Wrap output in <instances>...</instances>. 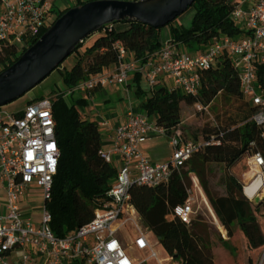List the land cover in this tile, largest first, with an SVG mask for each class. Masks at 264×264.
<instances>
[{
	"label": "built area",
	"instance_id": "obj_1",
	"mask_svg": "<svg viewBox=\"0 0 264 264\" xmlns=\"http://www.w3.org/2000/svg\"><path fill=\"white\" fill-rule=\"evenodd\" d=\"M54 11V0H0V49L36 37L52 20ZM229 18L241 32L234 36L217 34L200 50L181 49L168 40L144 63H139L129 50L115 43L117 63L111 72L90 76L70 89L33 99L19 110L0 106V186L5 198L0 206V264H163L166 260L159 256L157 241L152 242L150 233L141 229L138 214L129 202V188L166 183L173 169L184 167L191 155L210 141H194L176 129L167 135L169 159L152 163L142 145L166 133L145 112L130 110L115 127L109 147L99 151L115 167L116 175L93 218L59 237L50 228L51 214L43 204L49 198L59 157L52 113L57 94L66 99L83 97L90 102L94 90L108 84L127 85L136 73L150 89L166 76L171 79L172 88L195 95L201 88L203 72L224 53L231 57L241 93L256 108L251 119L260 127L263 145L262 151L246 155L261 180L251 195L246 188L256 178L244 184L242 192L250 201L264 198V87L257 84L256 73L257 67L264 64V0H238ZM193 108L197 112L208 111V106L197 102ZM98 124L105 126L106 122ZM245 167L252 169L248 164ZM187 176L191 184L186 198L171 209V216L185 224L195 219L192 190L205 197L195 173L190 171ZM34 191L41 193L38 218L28 214L29 196H37ZM126 228L132 234L127 246L122 233Z\"/></svg>",
	"mask_w": 264,
	"mask_h": 264
},
{
	"label": "trees",
	"instance_id": "obj_2",
	"mask_svg": "<svg viewBox=\"0 0 264 264\" xmlns=\"http://www.w3.org/2000/svg\"><path fill=\"white\" fill-rule=\"evenodd\" d=\"M86 1L89 0H75L74 6ZM237 4L238 0H194L188 7L193 9L188 27L177 24L175 19L165 25L169 26L170 41L183 45L188 51H197L217 34H239L241 29L229 18ZM67 9L58 11L30 41L21 45H4L0 49V71L16 61ZM117 23H124L126 27L119 29L115 26ZM161 28L127 19L107 26L82 49L70 68L60 69L59 64L55 69L61 80V91L102 73L106 67L115 66L118 53L115 43L129 50L136 61L144 63L162 45ZM256 73L257 84L264 87V64L257 67ZM133 82L138 107L148 116H154L155 123L163 127L166 135L176 129L181 130L182 103L193 106L197 102L209 108L219 96L223 108L224 119L202 137L210 143L195 151L184 167L173 169L166 183L132 185L129 188V202L164 253L178 264H214L206 223L196 218L185 224L171 216L172 207L186 198L189 188L187 174L190 171L197 176L222 226L230 233L231 225L236 221L242 225L254 246L263 245L264 233L256 221L254 210L261 206L264 217V198L257 204L247 199L241 183L229 172L243 156L263 150L260 127L251 119L256 108L241 93L231 57L224 53L214 66L203 72L201 88L195 95L164 85L153 89L142 86L138 73L133 76ZM87 103L83 97L66 99L58 93L52 106L59 157L49 198L43 204L51 214L50 228L59 237L93 218L98 203L105 197L116 175L115 167L99 153L102 142L97 123L84 118L79 111ZM207 162L223 164L227 172L226 195L214 197L211 194L206 178Z\"/></svg>",
	"mask_w": 264,
	"mask_h": 264
},
{
	"label": "rangeland",
	"instance_id": "obj_3",
	"mask_svg": "<svg viewBox=\"0 0 264 264\" xmlns=\"http://www.w3.org/2000/svg\"><path fill=\"white\" fill-rule=\"evenodd\" d=\"M75 0H54V16L58 13V11L64 8H70L74 6ZM193 9L188 8L182 17L178 16L175 18V22L177 24H183L184 27H188L190 25V21L192 18ZM96 32L91 33L84 40L87 41L91 36H94ZM84 43H80L77 48V51H73L68 57L64 59V61L60 65V69L62 68H70L80 54L82 49L84 48ZM62 90L61 80L59 77L58 70H53L48 76L45 77L40 83L34 86L32 89L18 97L17 99L3 105L7 110H19L22 109L28 101L33 99H38L42 97H46L50 94H55L58 90ZM118 93V92H117ZM112 94V93H109ZM114 98H112V103H114L119 109L125 105L127 102L124 101L126 99H120L118 101L115 100V93H113ZM117 96V95H116ZM71 100V99H70ZM69 101V100H67ZM88 104V103H87ZM89 107L87 105L80 107L79 111L84 118L89 117V113L86 111ZM223 108L221 106L220 97L217 96L212 103L210 104L207 112H197L193 106H187L182 103V127L181 130L185 132L192 140L201 141L204 133H209L208 131H213L214 127L217 123L220 122L221 119H224V114H222ZM101 129V128H100ZM164 136V135H163ZM170 153V147L168 145V137L164 136L163 140H160L158 146V156L161 158H167ZM246 164L252 168L251 170L246 169ZM252 163H248L247 156H243L237 164L232 166L229 169V172L233 174L237 180L243 186L248 183L253 178H256L259 175L258 171L253 170ZM223 168H220V170ZM225 170V169H224ZM213 175L215 176V183L220 185L223 184V179L221 172L218 169H213ZM218 175V176H217ZM213 176V177H214ZM260 176V175H259ZM227 177V172L225 170V179ZM189 180V178H188ZM191 181L189 180V187ZM202 189V188H201ZM37 195H31V199L29 200L28 206L30 214L33 218H38L40 210H41V193L39 191H34ZM204 193V192H203ZM192 195L195 199L192 204L193 207V217L200 218L203 222L206 223L209 230V241L210 244H213L219 249L221 248V253L217 255L218 264H262L264 259V244L261 246H254L250 239L248 238L246 232L244 231L242 225L236 224L234 226V230L229 233L226 229V237L224 238L221 233L218 231L214 224V214L207 197L204 199L201 195L197 193V191L192 190ZM205 195V194H204ZM258 195V194H257ZM260 195V193H259ZM258 195V197H259ZM263 198V197H262ZM261 198V199H262ZM261 199H255V203L257 204ZM254 202V201H252ZM5 203V198L3 194L0 193V206ZM254 215L258 225L261 227L264 233V217L262 214V207L260 206L256 210H254ZM217 220H219L216 217ZM138 223L141 229L147 233H149L139 218ZM220 223V222H219ZM221 224V223H220ZM222 225V224H221ZM125 237V245L130 244V239L132 238V234L128 228L122 231ZM149 238L152 242H155V238L150 234ZM156 248L159 250V256L166 258L163 264H178L174 258L166 255L159 244L156 245ZM215 251H218L217 249ZM133 254L134 252L130 250ZM216 254H218L216 252ZM73 263V262H72ZM70 263V264H72ZM76 264V263H74ZM157 264V263H155Z\"/></svg>",
	"mask_w": 264,
	"mask_h": 264
},
{
	"label": "water",
	"instance_id": "obj_4",
	"mask_svg": "<svg viewBox=\"0 0 264 264\" xmlns=\"http://www.w3.org/2000/svg\"><path fill=\"white\" fill-rule=\"evenodd\" d=\"M194 0H89L63 12L16 61L0 71V106L45 79L91 33L123 19L164 27Z\"/></svg>",
	"mask_w": 264,
	"mask_h": 264
},
{
	"label": "crops",
	"instance_id": "obj_5",
	"mask_svg": "<svg viewBox=\"0 0 264 264\" xmlns=\"http://www.w3.org/2000/svg\"><path fill=\"white\" fill-rule=\"evenodd\" d=\"M186 12V11H185ZM184 13L180 15L182 17ZM183 25V24H182ZM117 28L122 29L126 27V24L124 23H117L115 25ZM169 26L162 27L160 30V41L163 44L164 42L170 40L169 37ZM94 37L89 38L85 43L84 46L89 45ZM179 45V44H178ZM181 49H186L183 45H179ZM114 69V66H109L103 69V73L111 72ZM142 86H146L144 80L142 79ZM164 85L165 87L171 89L172 88V82L169 77L163 76L160 79L159 85ZM134 82L133 79L128 81L127 85H117V84H108L102 88L96 89L92 93L91 101L88 102L87 106L89 107L88 110H86L89 113V117L87 119L95 121L98 125V129L101 134V147L106 149L109 147V140L111 135L114 132L115 127H117L120 123H122L127 113L131 110L134 112H144L138 107V99L136 98L134 94ZM118 92V93H117ZM112 93V94H109ZM113 93H115V100H124L127 102V105L121 107L120 109L112 103V98H114ZM117 95V96H116ZM181 110H182V104H181ZM150 118L154 119V116H150ZM182 120V118H181ZM99 121H105V126H100L98 123ZM181 126L182 121H181ZM101 128V129H100ZM167 136V135H164ZM164 136H156L153 138H150L148 141H146L142 145V149L146 156L150 159L152 163H164L169 159L170 153L167 158H161L158 156V146L160 140H163ZM168 137V136H167ZM169 145V143H168ZM170 147V146H169ZM220 168H223V164L216 163V162H207L206 163V178L208 182V186L210 189L211 194L214 197L222 196L227 194L226 189V180L225 179V170L224 168L220 170ZM213 169H218L221 172L223 184H216L215 183V176L213 175ZM214 176V177H213ZM218 176V175H217ZM1 186H0V193H1ZM2 194V193H1ZM206 199V198H205ZM237 224L236 221H234L231 225L232 231L234 230V226ZM218 251H215V250ZM221 248L211 244V251L212 256L214 260V264H218L217 262V255L221 253ZM216 252L218 254H216ZM72 262H69L70 264ZM73 262L72 264H74ZM78 264V263H76Z\"/></svg>",
	"mask_w": 264,
	"mask_h": 264
},
{
	"label": "bare ground",
	"instance_id": "obj_6",
	"mask_svg": "<svg viewBox=\"0 0 264 264\" xmlns=\"http://www.w3.org/2000/svg\"><path fill=\"white\" fill-rule=\"evenodd\" d=\"M260 180H261L260 176L257 175L256 176V180L250 186H248L246 188L247 194L251 195L255 191V189H256L258 183L260 182ZM214 224H215L216 228L218 229V231L221 233V235L225 238L227 231H226L225 227H223L219 223V221L216 219V217H214Z\"/></svg>",
	"mask_w": 264,
	"mask_h": 264
}]
</instances>
